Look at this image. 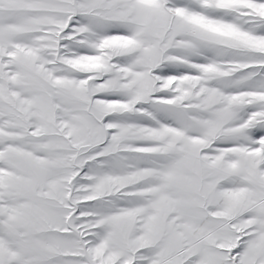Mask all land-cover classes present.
<instances>
[{"label":"snow or ice","instance_id":"obj_1","mask_svg":"<svg viewBox=\"0 0 264 264\" xmlns=\"http://www.w3.org/2000/svg\"><path fill=\"white\" fill-rule=\"evenodd\" d=\"M0 264H264V0H0Z\"/></svg>","mask_w":264,"mask_h":264}]
</instances>
